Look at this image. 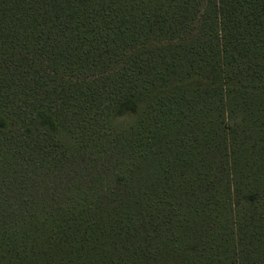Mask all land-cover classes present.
Wrapping results in <instances>:
<instances>
[{
	"label": "trees",
	"instance_id": "16d2710c",
	"mask_svg": "<svg viewBox=\"0 0 264 264\" xmlns=\"http://www.w3.org/2000/svg\"><path fill=\"white\" fill-rule=\"evenodd\" d=\"M0 264H264V0H0Z\"/></svg>",
	"mask_w": 264,
	"mask_h": 264
}]
</instances>
